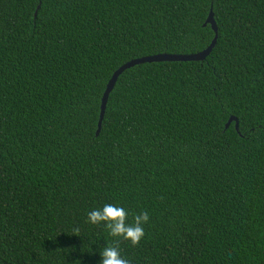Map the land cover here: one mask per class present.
Here are the masks:
<instances>
[{"label":"trees","instance_id":"16d2710c","mask_svg":"<svg viewBox=\"0 0 264 264\" xmlns=\"http://www.w3.org/2000/svg\"><path fill=\"white\" fill-rule=\"evenodd\" d=\"M105 204L130 264H264V0H0V264H99Z\"/></svg>","mask_w":264,"mask_h":264},{"label":"clouds","instance_id":"9594fccd","mask_svg":"<svg viewBox=\"0 0 264 264\" xmlns=\"http://www.w3.org/2000/svg\"><path fill=\"white\" fill-rule=\"evenodd\" d=\"M86 222L92 226L103 225L112 238V243L100 252L99 264H130L121 257L120 243L124 241L132 247H138L145 236L144 225L149 222V215L146 211L133 214L132 222L129 223L127 210L114 204H105L101 209L88 212ZM79 231V228L73 229L75 236H79Z\"/></svg>","mask_w":264,"mask_h":264},{"label":"water","instance_id":"95a60500","mask_svg":"<svg viewBox=\"0 0 264 264\" xmlns=\"http://www.w3.org/2000/svg\"><path fill=\"white\" fill-rule=\"evenodd\" d=\"M36 14V13H35ZM208 25L213 34L214 37L211 40L210 44L202 51L190 54V55H170V54H158V55H152V56H146L138 59L130 60L123 65H121L117 70L113 72L110 79L108 80L105 89L103 91L101 101H100V113H99V119L97 123V130H96V136L100 132L101 123L103 120L106 104L108 101V97L112 90L114 89V86L117 82L118 77L127 69H130L136 65L145 64V63H160V62H202L205 60V58L210 54L212 51L216 39H217V27L214 21L213 13L212 11L209 12L206 21L204 23V26ZM231 123H234V128L236 131H238V121L235 117H230L224 128L227 129Z\"/></svg>","mask_w":264,"mask_h":264}]
</instances>
